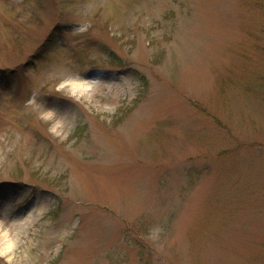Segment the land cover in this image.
<instances>
[{
	"label": "rangeland",
	"instance_id": "rangeland-1",
	"mask_svg": "<svg viewBox=\"0 0 264 264\" xmlns=\"http://www.w3.org/2000/svg\"><path fill=\"white\" fill-rule=\"evenodd\" d=\"M0 185V264H264V0H0Z\"/></svg>",
	"mask_w": 264,
	"mask_h": 264
},
{
	"label": "trees",
	"instance_id": "trees-1",
	"mask_svg": "<svg viewBox=\"0 0 264 264\" xmlns=\"http://www.w3.org/2000/svg\"><path fill=\"white\" fill-rule=\"evenodd\" d=\"M17 185V184H16ZM0 187H2V185H0Z\"/></svg>",
	"mask_w": 264,
	"mask_h": 264
}]
</instances>
